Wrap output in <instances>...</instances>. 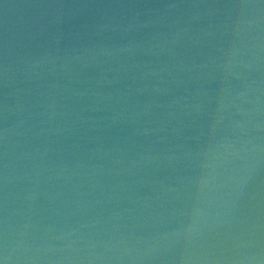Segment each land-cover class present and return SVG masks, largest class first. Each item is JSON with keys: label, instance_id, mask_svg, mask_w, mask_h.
Listing matches in <instances>:
<instances>
[{"label": "water", "instance_id": "obj_1", "mask_svg": "<svg viewBox=\"0 0 264 264\" xmlns=\"http://www.w3.org/2000/svg\"><path fill=\"white\" fill-rule=\"evenodd\" d=\"M0 264H264V0H0Z\"/></svg>", "mask_w": 264, "mask_h": 264}]
</instances>
